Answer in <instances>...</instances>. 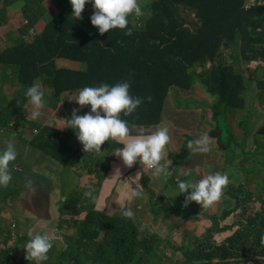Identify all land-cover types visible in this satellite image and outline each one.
I'll list each match as a JSON object with an SVG mask.
<instances>
[{
  "label": "trees",
  "instance_id": "1",
  "mask_svg": "<svg viewBox=\"0 0 264 264\" xmlns=\"http://www.w3.org/2000/svg\"><path fill=\"white\" fill-rule=\"evenodd\" d=\"M62 1L7 0L12 4V10H21L30 23L40 18H45L47 22L45 30L36 39H14L18 43L16 49L7 55H0V65L4 70L13 69L18 76L14 78L12 86H18L19 90L24 92L27 85L38 84L41 78L45 79L52 86L49 105L46 106L58 108L63 94L68 91L128 80L131 84V95L150 96L151 100L145 99L129 116H123L121 113V118L133 124L149 126L160 123L171 90L190 91L199 84L212 98L210 108L217 125L209 130V134L230 140L240 147L248 146L246 139L239 141L233 138L232 134H226L218 125L219 120H227L233 130V124L229 122L230 116L237 110L238 94L244 89L243 77L235 73L234 67L221 63L220 53L222 49H232L235 52L233 61L236 65L242 61L264 58L263 3L260 2L258 7L246 10L247 0H141L139 4L144 13L141 17L147 20L131 35L118 32L111 48L104 49L102 38L93 36L95 26L86 23L82 32H79L77 23L63 13L62 5L59 6L62 14L57 15L51 9ZM185 14L197 22L194 27H189L185 22ZM9 21L7 11L0 12V31L8 26ZM23 29L24 27L21 30ZM91 48L96 50L92 51ZM109 50L122 53L131 72L122 69L117 60L106 55ZM58 59L66 61L57 66ZM73 110V107L64 108L63 125L71 118ZM89 110L90 106L77 114L83 115ZM41 120L43 123L34 122L38 127V134H35L36 147H26L14 162H10V166L14 168L12 183H18L28 170L29 174H38V178L46 172L45 167L49 165L50 156L45 159L41 155L33 158L34 149L38 153L44 145V148L47 147L55 153L57 149L67 156L69 152L62 137L65 132L72 134L77 152L83 150L75 130L63 125L60 126L62 128H57L48 122L47 118ZM238 122L245 128V137L257 134V131L252 132L248 119L240 117ZM15 124L19 126L20 121ZM18 130L24 131L20 127ZM16 132L18 131L15 130L11 140L18 136ZM8 140L6 138L3 142ZM111 141L105 142L110 144ZM190 142L191 140L186 138L181 148L187 156L190 155ZM19 145H22V142H19ZM227 151L225 165L221 170L215 169L214 173L227 175V170L238 168L246 173H258V187L264 185V146L249 149L233 146L228 147ZM184 159L185 155H178L174 165L179 167ZM28 160L30 161L27 162ZM89 171L94 172L91 168ZM232 175L235 177L236 172H232ZM82 176L83 173L78 170L73 173L71 179L61 177L58 181L55 178H39L42 180L39 185L49 192L60 193L57 204L61 214L73 213L84 205L82 200L71 199L73 196L84 199L86 187L79 183L72 185V180L78 181ZM249 181V175H246L245 180L238 182L237 186L228 182L223 189L226 196L220 212L225 219L233 214L235 217L223 225L222 240L213 237L214 231L219 230L214 216V225L207 233L196 235L174 247L183 256L179 264H217L215 260L221 262L230 257L253 261L264 255V208L254 211L248 209L246 204L255 198L254 193H248L245 189ZM261 191L257 190L258 195ZM178 196L180 195L171 197L170 202ZM165 200L170 203L167 198ZM202 208L208 211L207 208ZM26 219L28 218L19 216L12 218L7 225L0 224V238L3 239L0 264L12 258L14 254L23 260L26 250L23 244L13 242L12 231L15 222L18 224L17 230H23L22 223ZM72 221L73 219L66 221L60 216L50 228L56 229ZM122 222L125 232L122 235H108L107 252L94 249L92 237L79 236L81 241H85L84 246L92 253L86 257L80 256L84 252L73 258L67 257L69 261H74L69 264H89L94 259L102 264H150L154 258L162 260L151 238L139 237V230L130 219L123 217ZM31 226L26 230L28 235L30 232L35 234L37 223ZM87 227L89 228L86 224L82 226L83 229ZM91 232L95 236L98 235V228H92ZM59 247L57 242L50 250H63V256H60L65 258V250ZM102 253H105V256ZM117 257L118 260H115ZM59 264H64L63 259Z\"/></svg>",
  "mask_w": 264,
  "mask_h": 264
},
{
  "label": "clouds",
  "instance_id": "2",
  "mask_svg": "<svg viewBox=\"0 0 264 264\" xmlns=\"http://www.w3.org/2000/svg\"><path fill=\"white\" fill-rule=\"evenodd\" d=\"M7 1V0H5ZM141 0H63L61 3L54 5L51 9L58 15L61 13L59 6L64 7V12L67 16L72 18L76 23L81 20V15L88 16L92 13L90 17V23L95 26L93 36L102 38L103 34L109 32L112 29H122L125 30L126 35H131L136 28H140L143 23L147 20L144 19V13L140 6ZM259 1V2H258ZM264 0H247L245 8L249 10L254 7H258L257 4ZM11 8V7H10ZM62 14V13H61ZM134 14V15H133ZM132 16L129 23L128 17ZM8 16V11H7ZM10 18V16H8ZM189 27H194L197 22L194 19L188 20L183 18ZM42 21L44 23V28L38 30V22ZM11 22V20H10ZM88 23V24H90ZM129 25V27H128ZM47 26L45 18H40L36 22H29V20L24 21V29L19 31V34L14 39H35L42 34ZM1 32V31H0ZM121 33V32H120ZM230 52L229 60L225 58L224 53ZM235 52L232 49H222L220 53L221 63L225 66H232L235 69V73L240 75L244 79V89L238 94V106L237 110L244 111L246 115L250 113V109L246 108V102L249 98V85L258 82V76H252L249 70H244V66L257 67V71H262L264 68V58L252 59L248 62L242 61L239 65H236L233 61V55ZM57 57L54 59L56 61ZM251 64V65H250ZM249 73V75H247ZM14 78H18L13 69H8L7 71L0 65V189L11 184L12 187L16 183H12V174L14 173V168L10 166V162H14L17 159V155L23 152L22 147L25 144H32L36 147L35 141V130L38 131V127L34 122H38V118L46 116L47 110H56L57 108L48 107L45 104L44 96L48 94V87L51 86L49 82L41 78L38 84H33L31 86L27 85L23 91H20V87L12 86ZM131 84L130 81L125 80L117 82L115 84L101 83L99 86H85L79 90L78 95L74 99L75 102L82 108L84 106H90V110L83 115H79L78 109H74L71 118L67 119V122L63 127L67 126L76 131L77 139L82 144L83 150L77 152L76 160L71 167H68V162L62 163L59 159L57 153L53 152L44 145L41 151L46 155H53L54 158L68 171L73 172L78 166L79 161H83L86 156L97 155L101 153L106 148V142L109 140H115L122 143V147L115 151L117 155L116 160L119 157L122 159L123 163L131 168L133 165L136 168H141L147 166L149 169H153L156 174H159L163 169L170 170L175 167L174 162L178 155H185V159L182 161L181 165L185 162H189V156H187L182 150L177 153H169V147L167 144L172 143V139L168 135L167 127H161L162 123L141 126L147 130L158 126L157 130L147 133L145 136L143 134L137 135L135 137H130V129L128 124L135 125L121 118V113L123 116H129L136 111V109L144 102L145 99L151 100V97H135L130 94ZM52 88V86H51ZM51 91V90H50ZM185 91V90H183ZM75 95V94H72ZM71 97V95H70ZM22 99V106L20 100ZM69 100V99H68ZM70 102V101H69ZM251 102L262 107L261 110H256V115L264 118V86L260 85L258 92L255 97H252ZM61 106L58 105V108ZM86 108V109H87ZM85 109V110H86ZM25 110H27L26 115H24ZM84 109L82 110L85 111ZM213 117V113H212ZM248 119L247 117H244ZM20 125L17 126L15 122H19ZM216 122V121H215ZM18 127L23 128L24 131H19ZM62 128V127H61ZM15 130L18 134L16 139L11 137ZM6 138L9 140L3 142ZM253 143L246 147H240L239 145L231 142L230 140L221 139L218 136H212V138L206 135L201 136L195 141V151L206 152L208 151L207 144H211L212 140L218 141L219 149L224 151V163H226V156L228 155L227 148L236 146L238 148L249 149L256 148L258 146H264V119L262 127L257 131V134L252 137ZM22 142V145H19ZM192 147V145H189ZM172 156V161H170L169 156ZM180 165V166H181ZM178 167V169L180 168ZM87 169L93 177L99 180V191L97 195L104 192L105 185L104 179L100 178L101 175H97L95 172H90L88 166H83ZM147 175L152 179L154 177L153 173L148 170ZM228 171V172H227ZM227 175H222L220 173L210 174L206 177L200 179L197 183L185 182L183 180L178 182V194L188 193L185 196V200L178 196L176 199L170 203H166L165 198L160 196L157 201L161 202L162 210L165 216L177 215L182 216L186 220V224H189V220L200 215L201 212H207L203 210L202 207L208 208L209 206L216 207L223 202L225 198V193L223 192L224 187L228 182L234 186L238 185V182L245 180V176L249 175V182L246 184V191L248 193H253L248 189L251 182H255L256 189L264 190V185L258 187L256 179L258 173H246L238 168H232L227 170ZM232 172H236V176L232 175ZM113 180L118 179L117 174L111 176ZM109 178V179H110ZM31 184V180L28 181ZM133 190L130 193H125V199L131 200L134 197L140 195L137 190L139 188L138 183L134 180L131 182ZM85 186V185H84ZM90 184L86 185V191L83 196L91 197L92 193L96 192V189L89 188ZM191 189V192L188 190ZM112 188L110 193H106L107 199L114 200L113 206L118 210V207L122 206L120 197H116L118 191ZM165 202L163 203V201ZM195 201V203H190ZM185 203V205H184ZM188 204V205H187ZM181 207L185 209L186 214H182L179 210H175L176 207ZM122 215L125 218L130 219L139 230V237L147 236L152 239L153 246H157L160 242V238L157 233L150 232L148 230L143 231L141 226L138 225L135 220H133L134 213L130 208L123 210ZM214 216L217 219L219 230L214 231L215 234L222 233L221 229L224 223H221L225 218L222 213L216 212L208 215L210 224L204 228L202 231L196 232V234L185 233L182 237V241H189L196 235H201L207 233L208 229L214 225ZM200 219L196 222V226L203 222ZM17 225V224H16ZM16 230L19 233V238L15 239L13 237V231ZM12 238L15 244H23V248L26 250L24 257L28 260L34 261H46L47 253L56 244L54 237L46 234L40 233H29L26 237L24 233H21L16 228H13ZM223 235V233H222ZM55 236L59 238L60 230L55 231ZM20 239V241H19ZM54 239V242H53ZM63 244V245H62ZM60 247L64 246V241L59 244ZM59 247V248H60ZM86 247L82 246V251H73L69 254V257L78 256L80 253L86 251ZM56 252V248L52 252ZM58 258L61 261V256H63V250H58ZM56 254V253H55ZM264 256V255H262ZM260 256V257H262ZM255 258L253 261H245L242 257H230L225 261L215 260L217 264H262L258 261L260 258ZM235 259V262H231ZM14 263L26 264L25 260L18 259L15 255L13 258ZM2 264H11L8 259ZM30 264V263H28Z\"/></svg>",
  "mask_w": 264,
  "mask_h": 264
},
{
  "label": "rangeland",
  "instance_id": "3",
  "mask_svg": "<svg viewBox=\"0 0 264 264\" xmlns=\"http://www.w3.org/2000/svg\"><path fill=\"white\" fill-rule=\"evenodd\" d=\"M262 2L263 1H261V3ZM11 5V3L5 0H0V12L9 11L8 16H10L9 19L11 20V22H8V26L2 29L0 32L1 56L7 55L10 51L16 49L18 43L14 41V38L19 34V31L23 27L25 21L23 12L21 10H12V8H10ZM91 15L92 13L88 16L81 15V20L76 25V28L79 32H82L83 27L86 23H90ZM133 15H130L128 17L129 23ZM184 16L188 20L193 19L188 14H185ZM37 26L38 30L41 31L44 28V23L42 21H39ZM118 32L125 33V30L117 28L103 34L102 43L104 45V49L111 48L115 38L118 36ZM74 41H76V38H74ZM91 50L94 51L96 50V48H91ZM106 55L117 60L121 64L122 69L131 72V69L126 66L125 59L122 53L109 50ZM224 55L227 60L230 59V52H225ZM64 61L66 60L58 59L57 66L61 65ZM243 69L249 70L252 76L259 77L258 82L249 85V98L246 102V108L250 109V113L246 115V113L241 110L232 112L229 122L233 124V130L232 126L228 123L227 120H219L218 125L224 130L226 134H232V137L238 139L239 141H243L244 139H246L247 144L251 145L253 143L252 136L245 137L243 135L245 132V128L238 122V120L240 117H247L252 132H256L262 127L264 118L256 115V110H261L262 107L259 106L258 103H252L251 99L252 97H255V94L259 90V86H264V68L259 72L257 71V67L255 68L244 66ZM247 75H249V73H247ZM47 89L48 94H45L44 100L45 104L49 105L48 100L50 97L51 86H49ZM81 89L82 88H79L74 91H68L64 93L60 102L61 107L57 108L55 111L51 109L47 110L46 114H50V117H39L38 122L43 123L41 119L47 118L48 122L56 126H62L65 122L64 116L62 115L64 108L68 109L69 107H73L74 109L79 110L78 113H81L83 109L85 110L87 106L81 108L74 100L78 95L79 90ZM21 102L22 99L20 100V104ZM211 103L212 98L199 84L195 85L190 91L173 89L169 94V97L164 106L163 116L160 121V123H162L161 127H167L168 135L173 140L170 145H166L167 147H169V153L179 152L183 147L186 138L191 140L189 145H192V147L189 146V162L183 163L179 169L175 165L174 168L168 171L163 169L159 174H156L153 169H149L147 168V166L136 168L133 165L131 168H129L123 163L120 157L117 161V155L114 153L123 146L122 143L112 140L110 144L106 145V148L101 153L97 155H89L86 156L83 161L80 160L78 166L73 172H68L67 169L60 166L57 172L51 173L49 175L44 173L42 176H39L40 179L55 177H67L71 179L73 177V173L79 170L83 173V176L78 181L72 180V185H75L76 183L85 185L92 175L87 171V169H84L83 167L84 165L88 166L97 175H101L100 178L104 179L103 184L105 185V189L101 194L102 196H104L106 193H110L112 191V188L115 187L114 184L117 181L119 185L118 195L122 203V206L118 207V210L115 208V206H113L111 198L106 199V201L102 204H98L97 202H95L100 197L99 195H97V192L100 188V179L93 181L89 186V188L91 189H96V192L92 193L91 197H85L83 200H85L86 202L83 207L73 213L61 214V211L57 204V202L60 200V193L42 191L41 189L35 192H31V187L33 185L39 184L42 181L39 178L37 180H32L31 184L26 181L24 187H16L17 193L24 192L26 194H34V196L30 199V204H28L26 200L17 199L15 202L16 207H20L22 211L26 213L30 210V208H34V202L38 200V204L41 205L39 213L42 215V217L40 218L42 221L36 229L37 231L35 232V234H46L47 232L44 229H39L45 228L44 226L51 227L59 219L60 216H62L66 221L73 219L72 222L59 226L63 239H59L57 242L60 243L61 241H64V246L62 247L66 253V257H62L64 264L74 262L69 261V259L67 258L73 251H82V246L85 245V241H81L79 239V236L81 235H88L92 237L94 249L107 252L109 250L108 244L106 243L108 235L111 233H119L122 235L125 232V227L122 222V218L124 217L122 215V212L126 208H130L133 211V220H135V222L141 226L143 231L148 230L150 232L157 233L160 238V242L158 246H156V250L157 253L162 257V260L154 258L150 264H179V261L183 259V256L182 253L180 251H176L174 247L178 246L182 242V237L185 233L196 234V232L202 231L204 228H206L210 224V220L207 216L212 213L219 212L222 203L214 208L212 205L209 206L207 208V212H201L200 215L189 220V224H186V220L182 216H165L162 210L161 202L157 201L156 199L162 196L163 198H167V200L170 202L171 197L180 195L185 200V196L188 193L186 192L178 194L179 181L183 180L185 182L197 183L200 179L206 177L207 175L215 174L213 172L215 169H222L224 163V151L219 149L218 141L212 140L211 144H207L206 146L208 148V151L206 152L194 150L195 141L203 135L212 138V136L209 134V130L217 125L212 117V110L210 108ZM26 113L27 110H25L24 115H26ZM128 127L130 129V137H135L141 134L147 136V133L158 129V126H156L147 130L143 127H139V125L135 126L131 124H128ZM35 134H38L37 130H35ZM62 137L65 140L64 146L67 148L69 153L66 156L57 149L56 152L58 153L60 161L62 163L68 162V167H71V163H74L76 159L77 149L70 132L63 133ZM262 140H264V138H262ZM169 158L170 161H172L171 155L169 156ZM144 170L151 171L154 177H152L151 179ZM116 174L118 177L117 180L109 179L111 176H114ZM131 179H134L138 183L139 188L137 190L140 192V195L137 196V199L133 202L131 200L125 199V193H130L133 190ZM248 189L252 191L255 196L254 199L246 204L248 206V209L250 211H254L264 208V190H262L261 194L258 195L256 184L254 181L250 183ZM3 190H5L6 196L11 197V195H9L13 190L11 184L3 187ZM191 191V189L188 190V192ZM71 199H77L79 201L82 200V198H80L79 196H73ZM164 202L165 200L163 201V203ZM70 203L75 204L71 201ZM190 203H195V201H192ZM175 210H179L182 214H186L187 212L185 209L179 206L176 207ZM26 214L32 215L31 213ZM234 217L235 215L233 214L225 220H222L221 223H224V221L227 220L232 221ZM200 219H203L204 221L196 226V222ZM0 220L2 222H7L10 220V215L8 213H5L0 217ZM35 222V220L29 221L28 219H26L22 223V227L28 230L32 227L31 224H35ZM78 222L79 224H77ZM85 224L88 225L89 228L87 227L83 229L82 226H84ZM13 228H16V223L14 224ZM92 228H98V235L95 236L92 234ZM21 233H24L26 237L28 236L26 232L21 231ZM223 236L224 235H222V233L215 234V238L217 240H222ZM2 241L3 239L0 238V247L2 246ZM91 253L92 251L88 248L87 251L80 256L86 257L89 254L91 255ZM102 254L105 256V253ZM47 257L48 258L46 261L49 262V264H56L57 256L51 258V250H49V252L47 253ZM17 258L21 259L19 256H17ZM23 260H25L26 264H43V262L41 261L28 260L26 257H23ZM115 260H118V257ZM258 261L264 264V256L260 257ZM231 262H235V259H232ZM89 264L102 263L94 259Z\"/></svg>",
  "mask_w": 264,
  "mask_h": 264
},
{
  "label": "crops",
  "instance_id": "4",
  "mask_svg": "<svg viewBox=\"0 0 264 264\" xmlns=\"http://www.w3.org/2000/svg\"><path fill=\"white\" fill-rule=\"evenodd\" d=\"M8 14H9V11H8ZM53 110V109H52ZM54 111V110H53ZM46 116H48V117H50V114H47ZM55 127H57V128H61L60 126H56L55 125ZM26 147H28V148H34V146L32 145V144H25V145H23V147H22V150L23 151H25V148ZM34 156H33V158L34 157H38V156H43V158L45 159V158H47L49 155H46V154H44L41 150L37 153L36 152V149H34ZM30 160H28L27 162H29ZM48 167H45L44 165V167L46 168V174L47 175H49V174H51V173H54V172H57V170H58V168L60 167V166H62L55 158H54V156L53 155H51L50 156V158H49V161H48ZM63 167V166H62ZM64 168V167H63ZM29 169H31L30 167H29ZM66 169V168H65ZM68 171V170H67ZM68 172H70V171H68ZM29 174V170H28V172L24 175V177H22L21 179H20V181L18 182V183H16V185L13 187V190H12V193L11 194H9V195H11V197L10 196H6L5 195V190H3V188L2 189H0V217L3 215V214H5V213H8L9 215H10V220L12 219V218H14V217H24V218H28L29 220H35L36 222L35 223H37V227H36V229L38 228V226L40 225V222L42 221L40 218L42 217V215L39 213L40 212V207H41V205H39L38 204V200H36L35 202H34V204H35V206H33L34 208H30V210L28 211V212H26V213H31L32 215H34V216H32V215H28V214H26V213H24L23 211H22V209L20 208V207H16V205H15V202H16V200L17 199H22V200H26L27 202H28V204H30V199L34 196V194L33 193H24V192H19V193H17L16 192V187L17 186H20V187H24L25 186V182L26 181H29V180H37L38 179V174H37V176H35V174H29V176H28V178L27 179H25V176H27ZM55 179H57L58 181H60V179L61 178H56L55 177ZM96 180V178L95 177H93L92 175H91V177H90V179L87 181V183L85 184V186L86 185H88V184H91L93 181H95ZM110 180H113L112 178H110ZM117 180V179H116ZM132 181H134V179H131V182ZM114 186H115V189L118 191L119 190V185H118V183H117V181L115 182V184H114ZM42 190V191H47L46 189H44V188H42L39 184H36V185H33L32 187H31V192H35V191H38V190ZM103 193V192H102ZM102 193H100L99 194V198L95 201V202H97L98 204H102L103 202H105L106 201V199H107V197H106V195H104V196H102L101 194ZM86 196H84V198H85ZM116 197L118 198L119 197V195L116 193ZM10 198V199H9ZM120 199V198H119ZM137 199V197H134V198H132L131 199V201L133 202V201H135ZM113 201L114 200H111V202L113 203ZM121 201V200H120ZM83 204H85V200H83L82 199V201H81ZM14 208H13V207ZM31 217V218H30ZM9 220V221H10ZM9 221H7V222H2L1 220H0V224H3V225H7L8 223H9ZM7 223V224H6ZM16 223V222H15ZM17 224V223H16ZM17 227H18V224H17ZM45 228H40L39 230H41V229H44L46 232H49L48 234L49 235H51L52 237H54V239H55V242L57 243V241L59 240V239H63V236H62V233H61V229H60V227H57L56 229H51L49 226H44ZM56 230H60V236H59V238H57V236H55V231ZM22 232H26V229H23V230H21ZM20 231V232H21ZM37 230H35V232H36ZM54 239H53V242H54ZM63 241H61L60 243H62ZM59 242H58V245L60 244ZM56 253V254H55ZM16 257L18 256L17 254H14ZM57 256V261H56V264H59V258H58V253H57V249H56V252L54 251V252H52V257L51 258H54V257H56ZM24 257V256H23ZM13 258H14V256L12 257V258H9L8 259V261L11 263V264H20V263H14L13 262ZM43 264H49V262H47V261H43Z\"/></svg>",
  "mask_w": 264,
  "mask_h": 264
},
{
  "label": "built area",
  "instance_id": "5",
  "mask_svg": "<svg viewBox=\"0 0 264 264\" xmlns=\"http://www.w3.org/2000/svg\"><path fill=\"white\" fill-rule=\"evenodd\" d=\"M16 226H17V225H16ZM13 237H14L15 239H18V238H19V233H18L16 230L13 231Z\"/></svg>",
  "mask_w": 264,
  "mask_h": 264
}]
</instances>
